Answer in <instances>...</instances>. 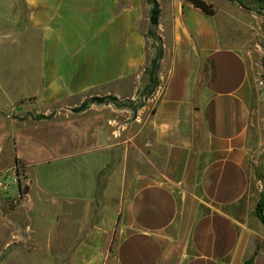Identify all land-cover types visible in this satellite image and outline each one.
<instances>
[{
	"label": "crops",
	"instance_id": "crops-1",
	"mask_svg": "<svg viewBox=\"0 0 264 264\" xmlns=\"http://www.w3.org/2000/svg\"><path fill=\"white\" fill-rule=\"evenodd\" d=\"M155 1L163 50L158 84L143 109L124 115L133 124L149 119L152 143L141 155L149 171L126 169L117 215L107 221L98 213L96 183L111 160L107 141L120 118L105 104L73 108L87 92H128L146 75L151 4L22 0L27 33L39 43L38 86L23 110L62 107L14 129L16 158L33 167L100 151L108 157L95 171L93 193L80 203L96 204L93 222L84 232L62 226V236L77 239L62 246L58 264H244L251 257L252 264H264V222L255 210L264 193V95L232 28L236 17L224 23L218 12L205 13L187 0ZM105 195L104 203L112 200ZM75 209L63 208L62 215L68 220Z\"/></svg>",
	"mask_w": 264,
	"mask_h": 264
},
{
	"label": "rangeland",
	"instance_id": "rangeland-1",
	"mask_svg": "<svg viewBox=\"0 0 264 264\" xmlns=\"http://www.w3.org/2000/svg\"><path fill=\"white\" fill-rule=\"evenodd\" d=\"M206 1L212 4L214 12L223 17L224 23L236 17L231 20L234 24L232 28L250 54L264 95L261 65L264 12L259 10L264 9V0ZM23 7L22 0H0V264H58L62 259V246L69 247L77 239L62 236V226H81L84 232L85 227L93 222L91 213L96 212V204L80 203L87 194L93 193L95 171L107 163L108 157L106 152L100 151L82 158L37 163L33 167L16 158L14 129L24 121L31 122L38 113H57L62 107L60 103H55L45 107L36 105L28 112L23 110L32 106L34 101L30 94L38 86L39 79V43L35 36L27 33ZM150 44L154 45L151 48L154 55L155 47L160 43L150 39ZM155 88L148 76L143 74L128 92L116 94L99 90L87 92L83 97V101L102 97L103 103L89 104L108 105L117 111L115 114L120 118L115 123L113 140L107 141L113 143L111 160L100 170L96 183L98 213L107 221L117 215L122 181L128 174L126 169L149 171L147 160L141 156L143 151L149 154L152 143L149 119L133 124V119H125L124 115L126 111L136 115L143 109ZM23 96L27 97L21 99ZM148 111H151L149 107L141 113L145 117ZM262 113L264 117V105ZM23 116L25 118L22 119ZM142 125L144 127L138 133ZM129 136L130 139H127ZM262 153L264 158V147ZM258 172L262 174L260 170ZM107 184H112L110 189ZM126 190L129 188L125 187ZM104 192L112 196L108 203H104ZM67 207L77 210L81 207V213L75 209L70 219L66 220L62 210ZM100 220L98 218V224ZM114 242L115 234L111 244Z\"/></svg>",
	"mask_w": 264,
	"mask_h": 264
},
{
	"label": "trees",
	"instance_id": "trees-1",
	"mask_svg": "<svg viewBox=\"0 0 264 264\" xmlns=\"http://www.w3.org/2000/svg\"><path fill=\"white\" fill-rule=\"evenodd\" d=\"M148 1L150 2L151 7L149 10V25L147 29V37L159 43L160 38L156 34L155 28L158 24L160 9L158 3L155 0H148ZM187 1L193 4L195 7L200 8L205 13L211 15L214 14V9L212 4L206 2L205 0H187ZM150 46L151 48L154 47L153 44H151ZM155 48H156V53L152 55V57L150 58L148 65L145 67L144 73H146L149 80L156 86L158 84L157 70L159 67V61L162 56L163 50L160 44L158 47ZM90 102L103 103L104 99L102 97H93L91 101H83L78 107H74L73 111H81L87 108ZM28 115L31 116L30 113H28ZM53 115H54L53 111L50 112L49 114L38 113L33 116V119L34 120L49 119ZM21 118L23 119L25 117L23 116ZM263 209H264V193L260 196L255 207L256 213L258 214L262 222H264ZM244 264H252V257L249 258L247 261H245Z\"/></svg>",
	"mask_w": 264,
	"mask_h": 264
},
{
	"label": "water",
	"instance_id": "water-1",
	"mask_svg": "<svg viewBox=\"0 0 264 264\" xmlns=\"http://www.w3.org/2000/svg\"><path fill=\"white\" fill-rule=\"evenodd\" d=\"M256 9H254L253 11H255ZM260 11L264 12L263 8H259ZM261 65H262V70H263V77H264V51H263V56H262V60H261Z\"/></svg>",
	"mask_w": 264,
	"mask_h": 264
}]
</instances>
